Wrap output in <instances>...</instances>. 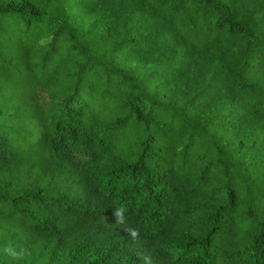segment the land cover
Returning <instances> with one entry per match:
<instances>
[{
    "label": "trees",
    "instance_id": "obj_1",
    "mask_svg": "<svg viewBox=\"0 0 264 264\" xmlns=\"http://www.w3.org/2000/svg\"><path fill=\"white\" fill-rule=\"evenodd\" d=\"M3 88L0 264H264V0H0Z\"/></svg>",
    "mask_w": 264,
    "mask_h": 264
},
{
    "label": "rangeland",
    "instance_id": "obj_2",
    "mask_svg": "<svg viewBox=\"0 0 264 264\" xmlns=\"http://www.w3.org/2000/svg\"><path fill=\"white\" fill-rule=\"evenodd\" d=\"M10 89L11 90H15V88L12 86V84H10ZM24 95H26L23 91H21ZM21 92L20 91H9L8 89L6 88H3L1 91H0V117H7V112L9 110V107H8V101H12V102H16L18 100L21 99ZM1 119V118H0ZM23 120L24 119V112H20L19 113V116L16 118V122L18 120ZM7 122V120H6ZM1 124V123H0ZM14 126V124H13Z\"/></svg>",
    "mask_w": 264,
    "mask_h": 264
},
{
    "label": "clouds",
    "instance_id": "obj_3",
    "mask_svg": "<svg viewBox=\"0 0 264 264\" xmlns=\"http://www.w3.org/2000/svg\"><path fill=\"white\" fill-rule=\"evenodd\" d=\"M123 212L124 209L120 208L114 211L113 216L116 218V224H121L123 222ZM106 227H113L114 225H105ZM127 231H129V233L131 234L133 240H135L137 238L138 235V231L134 230V229H127ZM3 251L6 254H9L13 257H16L19 255V253H17L14 249H12L10 246L9 247H5L3 249Z\"/></svg>",
    "mask_w": 264,
    "mask_h": 264
}]
</instances>
